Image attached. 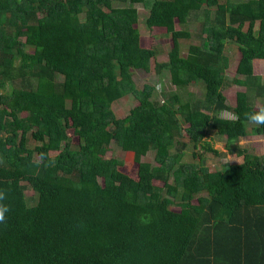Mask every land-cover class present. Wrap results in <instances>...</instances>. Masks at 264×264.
Listing matches in <instances>:
<instances>
[{"label":"trees","instance_id":"trees-1","mask_svg":"<svg viewBox=\"0 0 264 264\" xmlns=\"http://www.w3.org/2000/svg\"><path fill=\"white\" fill-rule=\"evenodd\" d=\"M132 5L170 40L155 72L178 90L201 83V100L157 102L153 87L136 88L132 72H148L156 49L141 47ZM199 12V43L180 56L190 33L175 25ZM227 42L238 53L230 83L243 88L232 106L221 94ZM256 60L264 0H0V188L11 209L0 264H264V154L236 143L264 137L245 119L254 100L264 105ZM126 96L136 104L117 116L112 105ZM223 109L238 120L217 116ZM209 131L242 161H180ZM112 142L121 160L105 157ZM149 150L153 162L141 159Z\"/></svg>","mask_w":264,"mask_h":264},{"label":"rangeland","instance_id":"rangeland-1","mask_svg":"<svg viewBox=\"0 0 264 264\" xmlns=\"http://www.w3.org/2000/svg\"><path fill=\"white\" fill-rule=\"evenodd\" d=\"M223 1V0H220ZM234 1H244V0H234ZM136 9L137 14V30L140 36V45L141 47L148 48L153 47L156 49V55L153 60L150 61V67L148 72H142L135 70L132 72V79L137 89H140L143 85H149L153 87L152 99L159 102L163 97H168L171 94H177L180 97L181 101L196 102L197 100L202 99L203 85L201 83L190 84L184 89H175L170 84L169 75L165 69H161L158 73L155 72V66L162 63H165L167 60V52L170 48V40L165 36L162 29H146L144 25L145 18L147 16V10L142 5H132ZM200 12L191 13L188 17L186 24L184 25H175L176 30H186L190 33V38L187 40H179V53L180 56L186 54L187 48L189 45L198 44L199 38L197 37V29L200 22ZM24 39L20 37V41ZM224 56L227 58V69L223 71L224 78L226 83L221 87V94L224 97V103L227 106H232L234 104V96L238 91H243V88L240 86L232 85L231 79H234L236 76L234 74V68L238 60V53L236 51L235 45L227 42L224 47ZM252 69H254V74L260 77H264V60L253 61ZM160 86V90H157V86ZM163 95V96H162ZM136 102L132 97L126 96L118 101H116L112 106L114 112L117 116L123 117L126 115L127 111L135 105ZM253 104L255 107H258L262 104L261 100H254ZM223 111L224 117L229 118L232 113L230 110L223 109L216 112L217 116L220 117V113ZM250 127V124H248ZM186 141V140H184ZM207 142L216 153L210 152L202 148V143ZM76 140L71 139V144L74 145ZM237 145L247 148L251 153L256 155L264 154V137L259 135L248 134L245 137L238 138L236 140ZM180 156V161L192 164L197 163L198 158H201V162L204 166L211 170H219L224 165L223 161L226 157L233 159L229 163H238L242 161V157L227 154L225 147V140L223 137H219L209 131L207 134L202 137L198 142L195 148L192 147L191 143L187 142ZM175 149H170V152H174ZM195 151L200 156H192L191 152ZM56 152H51L54 155ZM105 157H115L117 159H122L125 157L124 152L112 142L109 145V149L105 153ZM153 151L149 150L141 159L143 161L153 162ZM124 171L129 176H134V165L128 164L123 167ZM34 193L31 189L26 190V196L28 197L29 203L33 202ZM175 208V207H174Z\"/></svg>","mask_w":264,"mask_h":264},{"label":"clouds","instance_id":"clouds-1","mask_svg":"<svg viewBox=\"0 0 264 264\" xmlns=\"http://www.w3.org/2000/svg\"><path fill=\"white\" fill-rule=\"evenodd\" d=\"M157 90H160V86H157ZM220 117L224 118L223 111L220 113ZM229 119L233 122L238 120V116L232 114ZM245 119H247L250 123L254 125L264 126V105H260L254 109L249 110L245 113ZM230 157H226L223 161L224 165H227L230 161H232ZM240 163L238 160H235ZM226 169L224 168V171ZM8 199V192L6 189L0 188V224L7 223V213L10 212L9 205L5 202Z\"/></svg>","mask_w":264,"mask_h":264},{"label":"crops","instance_id":"crops-1","mask_svg":"<svg viewBox=\"0 0 264 264\" xmlns=\"http://www.w3.org/2000/svg\"><path fill=\"white\" fill-rule=\"evenodd\" d=\"M253 64V63H252ZM240 157H242V156H240ZM4 259H2V264H4ZM9 263H11L10 261L8 262V263H6V264H9Z\"/></svg>","mask_w":264,"mask_h":264}]
</instances>
